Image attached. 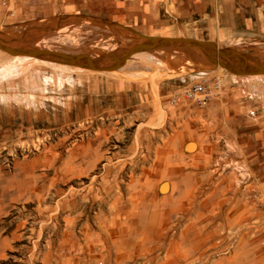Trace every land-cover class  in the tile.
Returning a JSON list of instances; mask_svg holds the SVG:
<instances>
[{"label":"rangeland","instance_id":"1","mask_svg":"<svg viewBox=\"0 0 264 264\" xmlns=\"http://www.w3.org/2000/svg\"><path fill=\"white\" fill-rule=\"evenodd\" d=\"M177 5L0 0V30L71 17L77 22L62 23L38 45L98 55L128 42L110 22L149 35L193 33ZM255 34L220 45L252 52L264 47V31ZM175 68L163 51L135 54L120 70L101 73L0 49V243L8 239L0 264H264V76L212 71L221 88L197 106L182 89L204 73ZM96 148L102 156L92 166L85 154ZM75 149L74 162H65ZM43 154L58 158L51 163ZM13 180L25 191L7 189ZM118 248L136 261L114 259Z\"/></svg>","mask_w":264,"mask_h":264},{"label":"water","instance_id":"2","mask_svg":"<svg viewBox=\"0 0 264 264\" xmlns=\"http://www.w3.org/2000/svg\"><path fill=\"white\" fill-rule=\"evenodd\" d=\"M81 18V17H79ZM76 23L70 17L52 18L5 27L0 30V49L15 56H33L45 61L84 68L90 71L120 70L135 54L163 51L167 62L180 70L187 66L208 73L219 68L238 76L264 75V47L249 52L239 47L221 46L209 39L190 36L147 35L126 25L110 22L116 36L128 39L125 46L95 55L41 47L38 42L61 28L62 23ZM190 62L189 64H184Z\"/></svg>","mask_w":264,"mask_h":264},{"label":"crops","instance_id":"3","mask_svg":"<svg viewBox=\"0 0 264 264\" xmlns=\"http://www.w3.org/2000/svg\"><path fill=\"white\" fill-rule=\"evenodd\" d=\"M177 3L181 18L193 31L190 37L213 40L219 45H238V40L241 43L254 39L255 32L264 31V0H177Z\"/></svg>","mask_w":264,"mask_h":264},{"label":"bare ground","instance_id":"4","mask_svg":"<svg viewBox=\"0 0 264 264\" xmlns=\"http://www.w3.org/2000/svg\"><path fill=\"white\" fill-rule=\"evenodd\" d=\"M155 52H159V51H155ZM187 63H190V62H187ZM184 64H185V63H184ZM183 67H185L184 70L187 68L186 66H183ZM219 69H220V68H219ZM184 70H180V72H182V71H184ZM1 72H2V71H1ZM259 76H264V75H252V76H250V77H259ZM160 114H162V112H161ZM85 146H86V145H85ZM86 148H89V146L85 147V149H86ZM90 151H91V149H90ZM47 152L50 153L49 150H47L46 153H47ZM74 152H75V153L71 152V153L66 157V161H65V160H64V161H65V162H68V163H69V162H71V163L74 162V158L77 157L81 151L79 152V150L75 149ZM84 152H85V151H84ZM43 153H44V152H43ZM50 154H51V153H50ZM89 154H90V156L92 157V159H88V160L86 159V161L89 162L88 164H91L92 166L95 165L96 162L99 160V158L102 156V154H101V156H100V150H99L98 148L92 150L90 153L87 152V154H85V155L88 156ZM44 155H45V154H43V157H44ZM85 155H83L82 157H84ZM46 156H47V155H46ZM61 156H62V155H61ZM56 158H58V155H57V154H54V155L51 156V157H44V160H47L48 162H51V163H52V162H55V161H56ZM61 158H62V157H61ZM85 158H86V157H85ZM38 159H39V158H38ZM41 160H42V159H41ZM54 160H55V161H54ZM39 161H40V160H39ZM20 162H21V161H20ZM22 162H24L22 165H25V167H23V168H26V167H28V166L31 167V166H32L33 164H35L37 161L35 162V159H32V160H30L28 163H26V161H22ZM60 162H62V161H60ZM98 163H99V162H98ZM73 164H75V163H73ZM78 164H79V163H78ZM83 164H84V163H83ZM156 164H157V163H156ZM156 164H155V165H156ZM20 165H21V164H20ZM50 165H51V164H50ZM62 165H63V164H62ZM86 165H87V164H86ZM138 165H139V162H138ZM135 166H136V164H135ZM160 166H161V165H160ZM160 166H159V167H160ZM34 167H35V166H34ZM69 167H72V165L69 166ZM83 167H84V166H81V168H83ZM96 167H97V166H96ZM102 167H103V166H102ZM31 168H32V167H31ZM66 168H67V167H66ZM73 168H75V167H73ZM87 168H88V166H87ZM92 168H93V167H92ZM103 168H104V167H103ZM144 168H145V167H144ZM144 168H143V169H144ZM148 168H149V167H148ZM148 168H147V169H148ZM59 169H61V168H59ZM90 169H91V168H90ZM147 169H146V170H147ZM149 169H150V168H149ZM158 169H159V168H158ZM33 170H34V169H33ZM78 170H79V169H78ZM86 170H87V169H86ZM86 170H85V171H86ZM88 170H89V169H88ZM63 171H64V170H63ZM89 171H90V170H89ZM71 172H72V171H71ZM75 172H77V170H76ZM145 172H146V171H145ZM147 172H148V171H147ZM147 172H146V173H147ZM149 172H151V171H149ZM152 172H153V171H152ZM81 173H82V171H81ZM87 173H88V172H87ZM90 173H91V172H90ZM26 174H28V173H26ZM70 174H71V173H70ZM73 174L76 175L75 173H73ZM148 174H149V173H148ZM36 176H37V175H36ZM68 176H69V175H68ZM70 176H71V175H70ZM72 176H73V175H72ZM83 176H84V175H83ZM140 176H141V175H140ZM59 177H60V176H59ZM62 177H63V176H62ZM84 177H85V176H84ZM145 177H146V176H145ZM66 178H67V177H66ZM105 178H106V177H105ZM72 179H73V178H72ZM144 179H146V178H144ZM36 180H38V179L36 178ZM93 180H94V179H93ZM93 180H92V181H93ZM136 180H137V179H136ZM140 180H141V179H139V181H140ZM55 181H56V180H55ZM68 181H71V180L69 179ZM105 181H106V184H108L107 182H109V181H107V180H105ZM149 181H150V180H149ZM34 182H35V181H34ZM145 182H146V181H145ZM145 182H144V184H145ZM151 182H152V181H151ZM53 183H54V182H53ZM136 183H137V181H136ZM34 184H35V183H34ZM140 184H141V183H140ZM140 184H139V185H140ZM10 185L14 186L15 191H18V192H20V193L23 192V190L25 191V188L22 186V184L20 183V181H16V182H15L14 180H13V181H10V183H9L8 186H7V189L10 187ZM109 185H110V184H108V186H109ZM117 185H118V184H117ZM146 185H147V184H146ZM27 186H28V185H27ZM31 186H32V185H30V187L28 186L27 188H32ZM141 186H143V184H142ZM149 186H150V185H149ZM149 186L146 187V188H149ZM34 187H35V186H34ZM105 187H106V185H105ZM114 187H115V186H114ZM135 187H136V184H135ZM167 187H168V184H165V183H164V184L162 185L161 188H162L163 190H165ZM36 188H37V187H36ZM36 188H35V189H36ZM112 188H113V187H112ZM131 188H132V187H131ZM139 188H140V187H139ZM99 189H100V188H99ZM110 189H111V188H110ZM118 189H120V188L118 187ZM135 189H136V188H135ZM137 189H138V187H137ZM137 189H136V190H137ZM30 190H31V189H30ZM89 190H90V189H89ZM115 190H116V189H115ZM136 190H135V193H136ZM138 190H139V189H138ZM141 190H142V189H141ZM143 190H145V189H143ZM91 191H92V190H91ZM110 191H111V190H110ZM29 192H30V191H29ZM29 192H28V193H29ZM102 192H103V191H102ZM117 192H118V191H117ZM146 192H147V191H146ZM34 193H35V192H34ZM79 193H80V192H79ZM119 193H121V192H119ZM130 193H131V192H130ZM135 193H134V194H135ZM26 194H27V193H26ZM70 194H71V193H70ZM75 194H76V193H75ZM128 194H129V191H128ZM154 194H155V193H154ZM30 195H31V194H30ZM30 195H29V196H30ZM33 195H34V194H33ZM78 195H79V194H78ZM80 195H81V194H80ZM120 195H122V194H120ZM132 195H133V194H132ZM136 195H137V194H136ZM25 196H26V195H25ZM29 196H28V197H29ZM115 196H118L117 193L115 194ZM115 196H114V197L111 196V197H113L114 199H116ZM122 196H123V195H122ZM130 196H131V194L129 195V197H130ZM35 197H36V199H37V196H35ZM38 197H39V195H38ZM109 197H110V196H109ZM119 197H120V196H119ZM23 198H24V196H23ZM68 198H69V197H68ZM120 198H121V197H120ZM122 198H123V197H122ZM158 198H159V197H158ZM161 198H162V197H161ZM131 199H132V198H131ZM166 199H167V198H166ZM118 200H119V199H118ZM118 200H117V201H118ZM88 201H89V200H88ZM132 201H133V200H132ZM152 201H153V200H152ZM159 201H160V200H159ZM159 201H158V202H159ZM189 201H190V200H189ZM77 202H78V201H77ZM79 202H80V201H79ZM115 202H116V201H115ZM160 202H161V201H160ZM191 202H192V200H191ZM118 203H119V202H118ZM153 203H154V202H153ZM155 203H156V202H155ZM163 203H164V201H163ZM173 203H175V202L173 201ZM173 203H172V204H173ZM176 203H177V202H176ZM101 204H102V203H101ZM129 204H130V203H129ZM131 204H132V203H131ZM133 204H134V203H133ZM160 204H161V203H160ZM164 204H166V203H164ZM167 204H168V203H167ZM117 205H118V204H117ZM135 205H136V204H135ZM154 205H156V204H154ZM178 205H179V204H178ZM68 206H69V205H68ZM77 206H78V205H77ZM136 206H137V205H136ZM174 206H175V205H174ZM131 207H134V206H131ZM166 207H167V206H166ZM177 207H178V206H177ZM179 207L182 208L183 206H179ZM76 208H77V207H76ZM78 208H79V207H78ZM78 208H77V209H78ZM121 208H122V207H121ZM126 208H127V207H126ZM135 208H136V207H135ZM135 208H134V209H135ZM139 208H140V207H139ZM147 208H148V207H147ZM151 208H152V207H151ZM172 208H174V207H172ZM172 208H171V209H172ZM175 208H176V207H175ZM175 208H174V209H175ZM122 209H123V208H122ZM166 209H168V207H167ZM169 209H170V208H169ZM171 209H170V211H171ZM183 209H184V208H183ZM137 210H138V209H137ZM140 210H141V209H140ZM181 210H182V209H181ZM134 211H136V209H135ZM170 211H169V212H170ZM119 212H120V211H119ZM147 212H148V211H147ZM150 212H151V211H150ZM152 212L154 213L155 211H152ZM172 212H173V209H172ZM144 214H145V213H144ZM170 214H171V212H170ZM173 214H174V213H173ZM173 214H172V215H173ZM98 215H99V214H98ZM131 215H132V214H131ZM145 215H146V214H145ZM147 215H148V214H147ZM147 215H146V216H147ZM150 215H151V213H150ZM121 216H123V215H121ZM67 217H68V216H67ZM167 217H168V213H167ZM167 217H166V218H167ZM170 217H171V216H170ZM172 217H173V216H172ZM124 218H125V217H124ZM103 219H104V218H103ZM125 219H127V218H125ZM105 220H106V219H105ZM127 220H128V219H127ZM129 220H130V218H129ZM146 220H148V219H146ZM167 220H169V219H167ZM167 220L165 221V224H166V222H168ZM170 220H171V219H170ZM135 221H136V220H135ZM139 221H140V220H139ZM142 221H144V220H142ZM149 221H150V218H149ZM73 222H74V220H73ZM122 222H124V220H123ZM169 222H170V221H169ZM76 223H77V222H76ZM127 223H130V222H127ZM127 223H126V224H127ZM147 223H148V222H147ZM77 224H78V223H77ZM114 224H115V223H114ZM137 224H138V223H137ZM148 224H149V223H148ZM163 224H164V223H163ZM71 225H72V224H71ZM127 225H128V224H127ZM170 225H171V222H170ZM69 226H70V224H69ZM94 226H95V225H94ZM108 226H109V225H108ZM131 226H132V225H131ZM143 226H144V225H143ZM143 226L141 225L140 227H143ZM163 226H164V225H163ZM172 226H173V225H172ZM118 227H119V226H118ZM85 228H86V227H85ZM104 228H105V227H104ZM107 228H108V227H107ZM162 228H163V227H162ZM115 229H116V228H115ZM134 229H135V227H134ZM152 229H153V228H152ZM154 229H155V228H154ZM157 229H158V228H157ZM167 229H168V228H166V230H167ZM84 230H85V229H84ZM104 230H105V229H104ZM106 230H107V229H106ZM138 230H139V229H138ZM138 230H137V231H138ZM143 230H144V229H143ZM160 230H161V229H160ZM3 231H4V230H3ZM30 231H31V230H30ZM115 231H116V230H115ZM119 231H120V229H119ZM147 231H149V230H147ZM152 231H153V230H152ZM162 231H163V230H162ZM102 232H103V231H102ZM102 232H100V233H102ZM108 232H109V231H108ZM111 232H113V231H111ZM132 232H133V231H132ZM138 232H140V231H138ZM159 232H161V231H159ZM74 233H75V232H74ZM116 233H117V232H116ZM129 233H130V232H129ZM148 233H149V232H148ZM169 233H170V232H169ZM77 234H78V233H77ZM119 234H120V233H119ZM145 234H146V233H145ZM109 235H110V232H109ZM137 235H139V234H137ZM84 236H85V233H84ZM127 236H129L128 233H127ZM134 236H135V235H134ZM0 237H1V236H0ZM3 237H4V236H3ZM17 237H18V236H17ZM107 237H108V236H107ZM112 237H113V236H112ZM119 237H120V236H119ZM124 237H125V236H124ZM137 237H138V236H137ZM1 238H2V237H1ZM6 238H8V237H6ZM135 238H136V237H135ZM138 238H139V237H138ZM2 239H3V238H2ZM16 239H17V238H16ZM63 239H64V238H63ZM122 239H123V236H122ZM122 239L120 238V240H122ZM142 239H143V238H142ZM157 239H158V238H157ZM6 240H8V239H4V240L1 241V243H0V244H3L4 247L6 246V242H7ZM125 241H126V240H125ZM135 241H136V240H135ZM157 241H158V240H157ZM74 242H75V241H74ZM142 242H143V241H142ZM165 242H166V241H165ZM169 242H170V241H169ZM182 242H183V241H182ZM92 243H93V242H92ZM101 243H102V241H101ZM105 243H106V242H105ZM110 243H111V242H110ZM114 243H116V241H114ZM133 243H134V241H129V242H128L129 246H130V245H133ZM161 243H162V240H161ZM163 243H164V242H163ZM180 243H181V242H180ZM112 244H113V243H112ZM116 244H117V243H116ZM155 244H156V243H155ZM181 244H182V243H181ZM191 244H192V243H191ZM64 245H65V244H64ZM89 245H90V244H89ZM137 245H138V244H137ZM143 245H144V243H143ZM145 245H146V244H145ZM145 245H144V246H145ZM50 246H51V245H50ZM59 246H60V245H59ZM94 246H95V245H94ZM96 246H97V245H96ZM110 246H111V245H110ZM135 246H136V245H135ZM157 246H158L157 250H159V251H160L162 248L165 247L163 244H157ZM163 246H164V247H163ZM180 246H181V245H180ZM191 246H193V245H191ZM196 246H197V244L195 245V247H196ZM198 246H200V245H198ZM4 247H3V248H4ZM76 247H77V246H76ZM100 247H101V246H100ZM131 247H132V246H131ZM168 247H169V246H168ZM168 247H167V249H168ZM204 247H205V246H204ZM3 248H2V249H3ZM52 248H53V247H52ZM57 248H58V247H57ZM64 248H65V247H64ZM74 248H75V247H74ZM82 248H83V247H82ZM82 248H81V249H82ZM88 248H89V247H88ZM191 248H192V247H191ZM97 249H98V248H97ZM97 249H96V250H97ZM107 249H108V248H107ZM131 249H132V248H131ZM182 249H183V248H182ZM182 249H181V250H182ZM185 249L188 250V248H185ZM185 249H183L182 251H184ZM192 249H193V248H192ZM199 249H200V248H199ZM199 249H197V250L199 251ZM0 250H1V247H0ZM89 250H90V249H89ZM135 250H137V249H135ZM200 250H201V249H200ZM73 251H74V250H73ZM85 251H86V250H85ZM111 251H112V250H111ZM140 251H141L140 253H143L142 250H140ZM145 251H146V252H145L146 255H147V256H150V255L152 254V252H153V248L148 247ZM159 251H158V252H159ZM194 251H195V250H194ZM1 252H2V251H1ZM47 252H49V251H47ZM70 252H71V251H70ZM134 252H135V251H133V253H134ZM158 252H156V253H158ZM166 252H167V251H166ZM184 252H185V251H184ZM32 253H33V252H32ZM65 253H66V252H65ZM73 253H74V252H73ZM108 253H109V255L111 256V252L109 251ZM108 253L105 252V254H108ZM160 253H161V252H160ZM186 253H187V252H186ZM194 253H195V252H194ZM51 254H52V253H51ZM84 254H85V253H84ZM89 254H90V253H89ZM91 254H92V253H91ZM95 254H96V253H95ZM105 254H104V255H105ZM130 254H131V252H129L128 250H127V251H121L120 248H118V249H116V251L114 252L113 255H114V257H115L114 259H116V260H117V259H120V258H127V257L130 256L129 258H130V260L132 261L133 258H131V255H130ZM138 254H139V252H138ZM182 254H183V253H182ZM182 254H180V255H182ZM187 254H188V255H192L193 252H192V254H191V253H190V254L187 253ZM0 255H2V254H0ZM104 255L102 254V256H101V254H100L101 258L104 257ZM132 255L135 256V258L133 259V260H135V259H136V254H132ZM163 255H164V254H163ZM168 255H169V254H168ZM168 255H167V256H164V257H166V258H165V261L167 260ZM180 255H176V256H180ZM110 256H109V257H110ZM83 257H84V256H83ZM156 257H157V256H156ZM159 257H160V256H159ZM189 257H190V256H189ZM192 257H193V256H192ZM192 257H191V258H192ZM44 258H45V257H44ZM73 258H74V257H73ZM92 258H93V257H92ZM96 258H97V257H96ZM152 258H153V257H152ZM161 258H162V257H161ZM175 258H176V257H175ZM191 258H189V259H191ZM70 259H71V258H70ZM84 259H85V258H84ZM99 259H100V258H99ZM153 259H154V258H153ZM153 259H152V260H153ZM159 259H160V258H159ZM181 259L183 260V258H181ZM184 259H185V258H184ZM187 259H188V258H187ZM193 259H194V258H193ZM72 260H73V259H72ZM82 260H83V259H82ZM82 260H81V261H82ZM89 260H90V259H89ZM102 260H103V259H102ZM127 260H128V259H127ZM155 260H157V259H155ZM195 260H196V259H195ZM195 260H194V261H195ZM58 261H59V260H58ZM81 261H80V262H81ZM97 261L99 262L100 260L97 259ZM124 261H125V260H124ZM135 261H136V260H135ZM161 261H162V260H161ZM161 261H159V262H161ZM177 261H178V260H177ZM187 261H188V260H187ZM77 262H78V259H77ZM95 262H96V261H95ZM115 262H116V261H115ZM118 262H119V261H118ZM121 262H122V261H121ZM179 262H180V261H179ZM188 262H189V261H188ZM192 262H193V260H192ZM57 263H58V262H57ZM60 263H61V262H59V264H60ZM65 263H67V262H65ZM65 263H64V264H65ZM70 263H71V262H70ZM152 263H153V262H152ZM162 263H163V262H162ZM117 264H118V263H117ZM120 264H121V263H120Z\"/></svg>","mask_w":264,"mask_h":264},{"label":"built area","instance_id":"5","mask_svg":"<svg viewBox=\"0 0 264 264\" xmlns=\"http://www.w3.org/2000/svg\"><path fill=\"white\" fill-rule=\"evenodd\" d=\"M221 83L222 80L218 76L211 75V72L204 73L201 77L184 85L182 94L197 106H203L218 94Z\"/></svg>","mask_w":264,"mask_h":264}]
</instances>
